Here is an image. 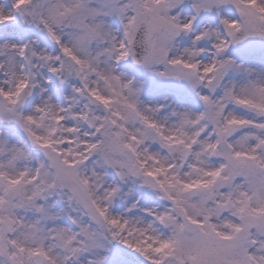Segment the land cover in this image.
<instances>
[{
	"label": "snow or ice",
	"instance_id": "snow-or-ice-1",
	"mask_svg": "<svg viewBox=\"0 0 264 264\" xmlns=\"http://www.w3.org/2000/svg\"><path fill=\"white\" fill-rule=\"evenodd\" d=\"M0 264H264V0H0Z\"/></svg>",
	"mask_w": 264,
	"mask_h": 264
}]
</instances>
